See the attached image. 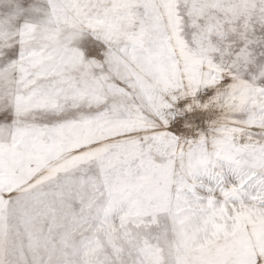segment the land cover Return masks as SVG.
<instances>
[{
	"label": "snow or ice",
	"instance_id": "obj_1",
	"mask_svg": "<svg viewBox=\"0 0 264 264\" xmlns=\"http://www.w3.org/2000/svg\"><path fill=\"white\" fill-rule=\"evenodd\" d=\"M0 264H264V0H0Z\"/></svg>",
	"mask_w": 264,
	"mask_h": 264
}]
</instances>
